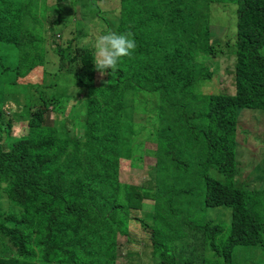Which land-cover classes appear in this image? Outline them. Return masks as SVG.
Here are the masks:
<instances>
[{"label":"trees","instance_id":"obj_1","mask_svg":"<svg viewBox=\"0 0 264 264\" xmlns=\"http://www.w3.org/2000/svg\"><path fill=\"white\" fill-rule=\"evenodd\" d=\"M64 1L0 0V43L12 47L0 77L23 89L0 87V264H141L139 233L150 264H233L235 247L264 250V178L241 179L249 147L264 145V0H81L80 18ZM233 9L234 93H212L219 57L233 54L209 27ZM108 31H131L137 48L96 83L91 43ZM16 116L27 122L12 137ZM151 119L155 136L139 138ZM144 143L156 193L120 175ZM223 207L228 226L205 219Z\"/></svg>","mask_w":264,"mask_h":264},{"label":"rangeland","instance_id":"obj_2","mask_svg":"<svg viewBox=\"0 0 264 264\" xmlns=\"http://www.w3.org/2000/svg\"><path fill=\"white\" fill-rule=\"evenodd\" d=\"M81 0H75V3L73 6H76V18H80L81 16H89V12H83L81 10L80 6ZM69 4V0L64 1V5ZM214 16H219L220 21H223V24H217V23H211L209 30L211 33L212 40L219 41V43H223L227 41L229 43L228 49L226 51L229 52V54H233L234 57H219V83L218 87H214L212 91L215 93H227V94H233L234 93V80L232 75L233 70V64L235 61L234 53L235 49L233 47V40H234V34H235V11L233 9V12L230 14L228 13H222L219 12L217 14V10L215 11ZM52 19H54V16H52ZM219 39V40H218ZM12 47L0 43V54L4 55L6 51L12 50ZM5 51V52H4ZM262 53L264 54V49L262 50ZM7 57V62L9 65H14L15 61L17 60V54L16 51L13 50V52H9ZM231 73V74H230ZM13 73L9 72V75H7V78L0 77V87L6 89L7 91H19L23 90L15 89L17 86H10L8 84L9 81L13 78ZM40 80V78H38ZM102 80V77L97 72L96 73V83L100 82ZM208 93V92H207ZM3 99L0 97V103H2ZM5 110H8V108H5ZM16 114L15 110H12ZM69 111V105L66 109V112ZM52 115H49V120H51ZM143 118L142 115L139 114V121H141ZM27 122V117H19L16 116L14 119V124L12 126L11 135L12 137L20 136L24 130V125ZM253 124H249L248 128L250 132L253 135L257 134V130L254 129ZM141 130L139 129V133L137 136L139 138L149 137L151 138V134L153 137L155 136V132L157 129V121L150 120L147 123H144L140 126ZM82 132H80L81 136ZM149 148L155 149L154 145H148ZM260 150V152H259ZM250 156L253 158V161L245 167L244 172L242 173L241 179H244L248 181V183H251L253 185H256L257 187L263 186V178H264V145H261L257 148L249 147ZM143 159L142 163L141 160ZM135 167H132L131 170L128 172L126 169L120 170L121 179L123 181H129L130 183L140 185L141 189L143 188L144 191H147L148 193H156L160 190V187L163 185L162 181L161 184H158V187L156 186V180H154V173H158L154 168L155 164V158L150 152V149L146 147V144L144 143L143 147L139 149V154L137 155V159H134ZM141 163V168H138ZM153 170V171H152ZM247 172V173H246ZM261 180V181H260ZM149 187H153L154 189H150ZM159 188V189H158ZM151 201H145L144 209L146 211L150 210ZM205 219L212 220L214 223L218 224H224V226H228L231 222V211L227 208H212L207 209L204 213ZM140 235V241L139 243H145L147 248H142L141 251V264H150V253L151 248L149 246V240L148 235L146 233H139ZM118 262H123V255L126 252V239L124 237L119 238V247H118ZM255 249V250H253ZM247 250L246 252H243L241 247H235L233 251V264H264V250L260 248H245Z\"/></svg>","mask_w":264,"mask_h":264},{"label":"clouds","instance_id":"obj_3","mask_svg":"<svg viewBox=\"0 0 264 264\" xmlns=\"http://www.w3.org/2000/svg\"><path fill=\"white\" fill-rule=\"evenodd\" d=\"M91 46L94 50L95 70L103 77L115 73L123 58H130L133 55L137 41L131 31L123 33L108 31L97 35Z\"/></svg>","mask_w":264,"mask_h":264}]
</instances>
